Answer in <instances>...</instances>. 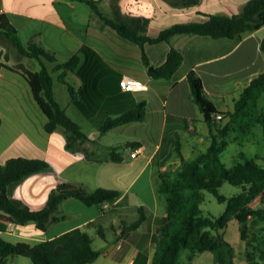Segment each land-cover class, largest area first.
Segmentation results:
<instances>
[{
	"label": "crops",
	"instance_id": "obj_1",
	"mask_svg": "<svg viewBox=\"0 0 264 264\" xmlns=\"http://www.w3.org/2000/svg\"><path fill=\"white\" fill-rule=\"evenodd\" d=\"M96 1L106 16H112V0ZM246 1L200 0L188 7H175L165 0H119L118 4L123 13L148 17L147 33L155 36L173 23L204 18L198 12L233 15ZM0 22L16 30L25 48L33 44L50 52L57 61L46 60L49 69L79 54L76 68L52 71L53 91L67 114L94 140L85 144L93 154V159H88L66 148L62 132L45 129L48 117L24 71H39V61L20 55L16 49L6 52L0 45V164L11 157H27L44 159L54 168L53 172L33 173L10 185L8 194L37 210L46 204L50 190L61 181L82 183L88 190L105 187L120 192L118 198L101 205H86L74 197L64 200L56 214L59 220L46 230L38 229L33 221L24 225L8 221L0 210V235L12 242L34 244L81 227L92 236L94 248L96 237L102 241L96 248L101 250L100 255L88 264H118L123 257L128 264H150L154 241L160 226L167 221L159 173L177 168L182 159L195 158L210 143L209 125L193 99L187 72L193 69L201 76L215 111L211 117L215 119L220 112L223 118L215 120L226 124L244 88L264 72L260 49L264 25L234 37L176 34L169 41L145 43L144 51L154 68L165 61L171 47L183 56L171 78H154L140 47L120 36L84 1L0 0ZM124 75L142 80L146 88L124 90L120 85ZM141 101L146 102L143 119L100 133L106 119L135 108ZM263 101L264 91L257 100L262 113ZM260 126L254 122L247 131L232 126L221 158L233 144L255 143L252 134L260 131ZM177 144L182 157L176 153ZM111 146L117 148L120 160L109 157ZM262 147L252 154L236 148L235 161L225 164L234 165L242 154L263 164L264 144ZM135 149L137 155L132 157ZM250 205L262 207L260 197ZM140 208L145 219L127 230L138 219ZM98 226L103 227L104 237L97 233ZM101 256L104 262H97ZM19 259L9 255L0 264H27Z\"/></svg>",
	"mask_w": 264,
	"mask_h": 264
},
{
	"label": "trees",
	"instance_id": "obj_2",
	"mask_svg": "<svg viewBox=\"0 0 264 264\" xmlns=\"http://www.w3.org/2000/svg\"><path fill=\"white\" fill-rule=\"evenodd\" d=\"M81 1L88 3L120 36L136 43L142 51L146 65L150 63L144 51L145 43L169 41L176 34L210 35L214 38L234 37L255 31L264 25V0H247L240 11L233 15L198 12L204 18L176 22L161 29L157 35L150 36L147 33L150 19L123 13L118 4L119 0H112V16H106L98 7L96 0ZM165 1L175 7H188L200 2V0ZM0 45L3 48L14 47L20 55H27L39 61L41 66L39 71L27 69L24 71L38 104L48 117L45 129L48 132H62L68 150L93 159V154L85 144L94 140H91L81 126L67 114L65 108L56 100L53 91L52 71L76 68L80 61L79 54H75L69 60L57 62L49 69L45 61H57L56 58L41 46L32 44L28 49L25 48L16 30L2 22ZM260 49L264 54V39L260 43ZM4 57L8 59V54L5 53ZM182 60V53L171 47L165 61L149 73L154 78H171ZM187 79L193 99L199 108L202 110L209 107L210 112H215L212 102L205 93L201 76L191 69L187 72ZM263 91L264 72L255 76L244 88L226 124L222 125L212 117L205 119L209 125L210 138L205 151L191 160L182 159L177 168L170 167L159 173V191L164 199L167 221L160 226L151 264H189L183 263L181 259L187 249L197 252L217 251L218 264H235L233 260L235 248L221 233L231 218L237 219L239 223L240 238L246 245L247 263L264 264V163L260 164L253 157L242 154L234 165L227 166L221 158L232 126L246 130L257 122L264 129V113L259 112L257 108V100ZM145 110L146 102L141 101L135 108L119 116L109 117L100 126V133L132 120L143 119ZM116 149L115 146L109 147V157L120 160L121 156ZM176 153L181 156L179 144ZM53 171V166L40 158L11 157L0 164V210L4 212L6 220L19 225L33 221L38 229L46 230L51 223L59 220L56 214L62 202L68 198H77L86 205H101L120 195L115 189L98 187L95 190H88L82 183L61 181L50 190L46 204L40 209L33 210L22 200L8 194V187L25 177L37 172ZM226 182L240 186L242 190L227 197L219 192L220 186ZM205 190L211 192L219 202L226 203V209L220 216L204 215L201 203L204 201ZM257 197H260L262 203L260 208L250 205ZM144 219L145 214L140 208L138 219L126 229L136 228ZM97 233L101 237L105 236L102 226L97 227ZM223 249L227 252H223ZM100 253L101 250L93 247L90 233L81 227L34 244L26 241L12 242L0 235V262H4L9 255H21L29 257L33 264H88Z\"/></svg>",
	"mask_w": 264,
	"mask_h": 264
},
{
	"label": "rangeland",
	"instance_id": "obj_3",
	"mask_svg": "<svg viewBox=\"0 0 264 264\" xmlns=\"http://www.w3.org/2000/svg\"><path fill=\"white\" fill-rule=\"evenodd\" d=\"M4 50L6 52H14L15 48L14 47H6ZM264 103V101H263ZM252 125V124H251ZM250 125V126H251ZM249 126V127H250ZM262 126V125H261ZM260 126V131H253L254 133L252 134V138H255V143H247L245 144L246 146H235V144L231 145L226 149L222 155V161L227 164L233 163L236 158L235 156V150L236 148L243 150L245 153L249 151L250 154L257 152V150H261L263 147L262 145L264 144V134H263V129ZM249 127L245 130H249ZM241 135L246 136L247 133L240 132ZM251 138V139H252ZM261 139L260 142L257 140ZM262 142V143H261ZM262 147V148H261ZM249 149V150H248ZM263 152V151H262ZM261 152V153H262ZM242 190L240 186L237 185H232L230 183H224L222 186L219 188V192L227 197L232 196L234 194L239 193ZM201 209L204 213V215H213V216H220L226 209V203L219 202L214 195L205 190L204 191V201L201 203ZM221 233L225 236V238L232 244V246L235 248L234 250V263L235 264H248L246 257H245V251H246V245L245 242L240 238V232H239V223L237 219L231 218L227 226L221 230ZM159 236V234H158ZM156 237V239L158 238ZM155 239V241H156ZM154 241V242H155ZM102 241L96 237L94 245L96 248L100 246ZM155 251V243H154V250L152 252L150 264L152 261V257ZM223 252H227L226 249L222 250ZM217 251H202V252H197V251H192V250H185L184 253L182 254V261L183 263L189 262V264H218V260L216 258ZM16 258H20L19 260H26L27 264H33L32 260L29 257L26 256H21V255H15ZM104 257L101 256L97 262H104ZM117 262V261H115ZM118 264H128V259L127 258H122L118 261ZM148 262V260H147ZM17 264H22L20 262H17Z\"/></svg>",
	"mask_w": 264,
	"mask_h": 264
},
{
	"label": "built area",
	"instance_id": "obj_4",
	"mask_svg": "<svg viewBox=\"0 0 264 264\" xmlns=\"http://www.w3.org/2000/svg\"><path fill=\"white\" fill-rule=\"evenodd\" d=\"M120 85L124 90H138V89H144L146 88V85L144 82L138 78H134L129 75H124L121 80H120ZM223 118V114L218 112L215 114V119L216 120H221ZM137 155V150L135 149L132 153V157H136Z\"/></svg>",
	"mask_w": 264,
	"mask_h": 264
},
{
	"label": "water",
	"instance_id": "obj_5",
	"mask_svg": "<svg viewBox=\"0 0 264 264\" xmlns=\"http://www.w3.org/2000/svg\"><path fill=\"white\" fill-rule=\"evenodd\" d=\"M153 69H154V66L153 65H149L148 70H153ZM202 110L204 112V117L206 119L210 118L212 116V113L210 112L209 107H204Z\"/></svg>",
	"mask_w": 264,
	"mask_h": 264
}]
</instances>
